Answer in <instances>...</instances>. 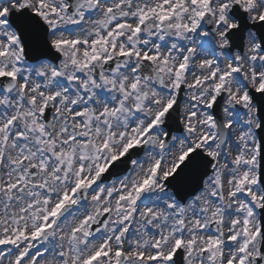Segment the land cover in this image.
<instances>
[{"label": "snow or ice", "instance_id": "1", "mask_svg": "<svg viewBox=\"0 0 264 264\" xmlns=\"http://www.w3.org/2000/svg\"><path fill=\"white\" fill-rule=\"evenodd\" d=\"M0 264H264V0H0Z\"/></svg>", "mask_w": 264, "mask_h": 264}]
</instances>
